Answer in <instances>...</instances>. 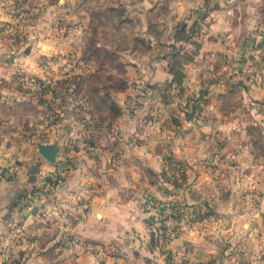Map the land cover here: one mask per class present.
I'll use <instances>...</instances> for the list:
<instances>
[{
	"label": "crops",
	"instance_id": "crops-1",
	"mask_svg": "<svg viewBox=\"0 0 264 264\" xmlns=\"http://www.w3.org/2000/svg\"><path fill=\"white\" fill-rule=\"evenodd\" d=\"M120 3L147 47L134 48L127 89L111 95L119 119L100 114L85 94L78 101L91 104L81 112L90 126L69 124L64 107L58 131L88 134L61 148L70 171L39 153L52 129H39L47 106L9 88L3 79L16 68L0 62V248L44 221L39 238L17 239L14 264H264V160L222 104L223 87L251 64L241 99L264 119V0ZM250 55L257 58L248 62ZM57 171L65 181L52 189Z\"/></svg>",
	"mask_w": 264,
	"mask_h": 264
},
{
	"label": "rangeland",
	"instance_id": "rangeland-1",
	"mask_svg": "<svg viewBox=\"0 0 264 264\" xmlns=\"http://www.w3.org/2000/svg\"><path fill=\"white\" fill-rule=\"evenodd\" d=\"M120 2L121 0H0V62L16 68L3 81L9 88H17L18 92L31 93L32 98L47 106L43 119L45 126L39 129H52L42 131L43 138L38 142L57 145L59 154L61 148H68V145L76 148L77 140L88 135H82L85 129L68 137L58 131L61 128L59 124L66 118L61 116L64 107L72 113L69 124L71 121L84 119L82 123L86 127L90 126L93 119L81 112H87L88 107L90 112L91 104L78 101L81 94L92 97L90 101L100 114L109 111L110 116L116 120L121 116L120 106L117 101H112L111 95L127 89L134 48L144 51L147 45L144 40L135 36L139 21H132L127 7ZM258 44V74L263 82L264 39ZM255 45L256 43L254 48ZM247 58L251 62L257 56L250 55ZM250 67L251 64L249 68L242 70V75L238 74L241 78L239 83L223 87L226 92H223L222 104L224 111L233 113L234 119L239 120L244 130V140L253 144L252 153L264 160V119L252 115V109L241 99L243 95L245 98L244 93H249L246 88L250 89L248 84L253 75ZM35 69L38 71H34ZM225 74L228 72L223 71V78H226ZM107 96L111 100L108 101ZM133 101H137L136 104ZM133 101L131 108L136 109L139 102L136 99ZM262 103L259 102V107L263 106ZM199 107V104L194 105L188 119H194ZM259 113H262L261 110ZM98 120L103 123L102 116ZM29 137L32 138L33 135ZM84 141L88 143L87 139ZM55 163L60 164L61 173L72 170L74 165L73 161L65 160L60 155ZM61 173L57 171L56 174L60 176ZM61 176V182L50 180L48 186L59 189L65 181L64 175ZM39 202L43 206L46 203L56 205L52 199L41 198ZM40 204L36 207H40ZM44 223L40 221L27 232L10 235L0 248V264H14L20 257L15 251L17 239L39 238L43 233ZM166 229L164 234L167 236ZM68 247L71 249L74 245Z\"/></svg>",
	"mask_w": 264,
	"mask_h": 264
},
{
	"label": "water",
	"instance_id": "water-1",
	"mask_svg": "<svg viewBox=\"0 0 264 264\" xmlns=\"http://www.w3.org/2000/svg\"><path fill=\"white\" fill-rule=\"evenodd\" d=\"M39 153L50 163H55L59 155L57 145L38 144Z\"/></svg>",
	"mask_w": 264,
	"mask_h": 264
},
{
	"label": "built area",
	"instance_id": "built-area-1",
	"mask_svg": "<svg viewBox=\"0 0 264 264\" xmlns=\"http://www.w3.org/2000/svg\"><path fill=\"white\" fill-rule=\"evenodd\" d=\"M61 177H62L61 174H60V176L57 175V174H53V175L49 178V181H48L49 185H50V180H52V181H54V182H57V181L61 182V181H62V179H60ZM79 200H80V198H79ZM164 225H165V224H164ZM159 233H160L161 235H164L163 227L161 228V230L159 231ZM164 239H166V240L169 239L168 234H167V236H166V234H165ZM99 264H100V263H99ZM101 264H102V263H101Z\"/></svg>",
	"mask_w": 264,
	"mask_h": 264
},
{
	"label": "trees",
	"instance_id": "trees-1",
	"mask_svg": "<svg viewBox=\"0 0 264 264\" xmlns=\"http://www.w3.org/2000/svg\"><path fill=\"white\" fill-rule=\"evenodd\" d=\"M194 109V108H193ZM187 117L189 118V115H187ZM159 228V227H158ZM158 230V232L161 230V228H159V229H157Z\"/></svg>",
	"mask_w": 264,
	"mask_h": 264
}]
</instances>
